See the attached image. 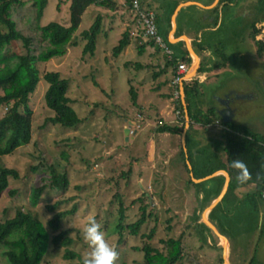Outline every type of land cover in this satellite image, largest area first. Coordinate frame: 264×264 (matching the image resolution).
<instances>
[{
	"label": "rangeland",
	"instance_id": "1",
	"mask_svg": "<svg viewBox=\"0 0 264 264\" xmlns=\"http://www.w3.org/2000/svg\"><path fill=\"white\" fill-rule=\"evenodd\" d=\"M177 1L161 2L171 8ZM69 4L70 0H47L41 23L69 26ZM140 4L155 12L159 33L172 55L180 58L186 54L184 41L168 42L170 21L163 14V7L155 0H140ZM190 9L191 6L183 7L177 15L175 35L185 33L191 37L200 62L210 67L193 78L199 82L197 90L204 109L218 106L217 99L230 92L244 95L243 99L232 95L235 113L231 124L242 125L250 133L264 134V57L255 54L256 46L248 39L249 21L244 12L229 7L228 18L224 12L218 28L207 30L194 23L193 15L187 12ZM97 15L101 17V25L95 51L83 54L86 41L81 32L90 27ZM131 28L134 23L126 8L89 5L81 14L70 41L73 44L69 43L62 55L36 64L40 80L28 100L32 112L29 143L0 157L1 165L18 172V178L9 177L8 187L0 194V221L13 217L17 209H29L39 217L49 237L61 230L70 231L68 235L73 241L68 248L76 255L66 258V248L50 242L40 264H82L91 249L82 239L81 231L92 218L118 251L116 264H145L142 246L148 244L163 251V240L180 236L183 264H220L219 238L202 224L200 214L218 187L212 185L213 180L196 183L193 179L224 166L222 130L220 136L205 135L206 141L198 148L191 140L192 126L184 145L180 144L179 136L172 140L170 136L156 134L153 128L165 123L162 109L168 110V118H177L172 91L167 86L171 72L168 69L154 76L164 69L166 55L147 42L142 43L145 49L139 54L141 44L135 38H130L128 46L113 56L112 48L123 32ZM0 30L5 31L6 27L0 24ZM222 53L226 57L224 66ZM47 71H57L69 82L67 95L81 118L75 128L45 123L53 115L44 102L48 84L42 75ZM189 84V80L184 81L185 86ZM131 89L136 92L135 102ZM4 111L1 108V114ZM182 116L180 113L179 119ZM215 117L214 121L221 125L217 113ZM128 126L133 128L126 134ZM133 129L137 134H132ZM156 150L159 157H155ZM51 167L66 173L68 186L64 191L48 186ZM215 180L219 185L222 177ZM40 185L46 187L37 204L30 206L31 189ZM235 190L239 199L235 198V192L229 193L227 202L211 210L209 221L229 241L230 264H264V201L256 198L254 208L250 202L241 203L245 194L254 192L253 184ZM59 200L63 201L59 211L73 207L75 210L61 219L59 230L53 231L48 224L53 213L47 206ZM237 200L240 202L234 206ZM143 206L146 218L138 233L132 235L124 229L119 235L120 209H123L122 223L126 225L141 216ZM152 229L150 239L143 236ZM6 250L5 245L0 246V264H8Z\"/></svg>",
	"mask_w": 264,
	"mask_h": 264
},
{
	"label": "trees",
	"instance_id": "2",
	"mask_svg": "<svg viewBox=\"0 0 264 264\" xmlns=\"http://www.w3.org/2000/svg\"><path fill=\"white\" fill-rule=\"evenodd\" d=\"M46 4L47 0H0V24L6 27L5 31L0 30V89L2 90V95H0V157L13 154L18 147L28 144L31 139L32 112L28 106V100L29 95L35 90L40 80L36 64L54 56L62 55L66 51L67 45L73 39V34L80 24L81 14L89 5L96 4L109 9H114L118 5L117 2L111 0L96 3L91 0H70V25L64 26L58 22H49L45 25L41 23ZM100 25L101 17L97 15L90 27L81 32L82 38L86 41L82 50L83 54L94 53ZM257 32H259V29H254L250 36L254 41L257 52L261 53L264 50V37L262 40H255L254 35ZM71 43L73 44V42ZM129 43L130 36L128 31H125L118 43L112 48L113 56H118ZM147 44L155 46L152 41H148ZM144 49L145 44L139 45L138 53L142 54ZM221 57V64L224 66L226 57L223 53ZM181 61L191 62L187 51L180 58L172 55L171 60H168L166 57L164 69L155 73L154 76H159L168 69L171 72L173 66ZM138 66L140 65L138 64ZM208 68L210 67L200 62L197 72H204ZM42 78L48 84L44 93V102L53 112V115L45 119V123L49 122L59 124L65 128H75L81 122V118L72 107V99L67 95L68 80L61 77L57 71H47L42 75ZM189 83L188 86H185L183 82V89L190 121L201 126L214 123L216 119L215 106L210 105L204 109L197 90L199 82L191 79ZM131 93L135 102L136 92L131 89ZM1 108L5 109L3 114H1ZM176 108L184 115L180 100ZM180 120L183 121V116ZM221 125L225 154V163L222 169L227 171L230 181L223 198L218 204L227 202L230 196L228 194L233 195V192H235V198L239 199V194H236L237 190L235 188L241 190L246 185L253 184L254 192L251 195L245 194L243 198H249L254 208L257 202L256 198L264 201L262 198L264 179L257 180L256 178L257 173L264 177V134L250 133L244 126L231 124V122L222 123ZM182 128L183 125L178 127L162 123L156 127V131L179 134ZM237 158L246 162L252 174V179L247 183H239L236 179V171L231 167L232 161ZM50 172L48 186L55 190L64 191L68 186L66 173H59L53 167H51ZM205 175L197 176V178ZM9 177L18 178V172L13 168L0 164V194L8 187ZM45 187L46 185H40L31 189L30 206L37 204ZM62 202V200H59L47 206L48 210L53 213L48 222L53 231L59 230L61 219L75 210V207H73L70 210L59 211L58 208ZM238 202L237 200L233 205L235 206ZM141 209V216L135 222L126 225L122 223L124 216L123 209H120L117 224L119 235L124 229H128L132 235L138 233L146 218L144 214L145 207L143 206ZM203 225L205 226V224ZM69 232L68 229L61 230L49 237V233L42 226L39 217L29 209H17L13 217L0 221V246L5 245L7 247L5 255L8 264H40L50 242L54 246H64L66 248L64 256L73 258L76 254L68 248L73 241L68 235ZM152 234L153 229L149 234L143 236L150 239ZM162 243L163 251L148 244L141 247L144 252L145 264H183L181 262L183 255L182 236L176 239L168 238L163 240ZM218 248L221 250L220 245H218ZM219 262L222 264L221 257Z\"/></svg>",
	"mask_w": 264,
	"mask_h": 264
},
{
	"label": "crops",
	"instance_id": "3",
	"mask_svg": "<svg viewBox=\"0 0 264 264\" xmlns=\"http://www.w3.org/2000/svg\"><path fill=\"white\" fill-rule=\"evenodd\" d=\"M155 1H157L163 7V14L165 16H167L169 21H170V24H168V30H167V39H168L169 43H170L169 40L171 38H175V36H176L175 35V33H176V24H175V27H174V29H175L174 32L172 33V31H171V28H172L171 17H172V15L174 13V16H175L174 19H176L177 15L179 14L180 10L183 7L191 6V9L189 11H187V12L188 13L191 12V15H193L194 23L195 24H200L203 27L202 29L216 30V28H218V26L222 22L223 13L225 12V15H226L225 18H228V14L229 13H228L227 9L229 7H232V5H233L232 4V0H178L176 4H174V5L172 4L171 8H168L166 5L163 4V2H161L162 0H155ZM163 5L166 6V7H164ZM239 12L243 13L241 10ZM243 14L246 16L247 15V11H244ZM164 22H165V19H164ZM165 26H166V24H165ZM180 35H185L189 39L190 44L192 46V41H191L192 38L191 37L187 36L185 33H180L179 36ZM179 36H177V37H179ZM177 42H175V43H177ZM199 60H200V57H199ZM190 63H187L188 67L190 66ZM203 77L204 76H201V79ZM169 84L170 83H167V86L170 88ZM179 91H180V101H181V104H182V107H183V103H182V99H181L182 98L181 97L182 96L181 95V83L179 84ZM231 107L233 108L232 105H231ZM183 113H184V109H183ZM161 114H162V121L165 122L166 124L171 125V126L175 125V126H178V127H181L183 125V128H182V130H181V132L179 134H170L168 132H157L155 128H153V130L159 136H164V137L170 136L172 138V140H175V138H177L179 136L180 144L184 145V143L186 141V133H187L188 129L191 126H192V130H193L192 131L191 140L194 143H196L194 145L196 148L202 146V143H203L205 135H211V136H216L217 135V136H220L219 134H221L220 130L222 129V126L219 123H217L218 122L217 120L215 121V123L208 124L206 126H201L200 124L194 123L192 121H190L189 124L186 125L185 117L183 118V121H181L179 118H175V117L168 118L170 113L168 112L167 109L166 110L162 109ZM233 118H234V116H233ZM233 118H232V120H233ZM148 124L151 125V123H148ZM190 124H191V126H190ZM136 125L138 126V124H136ZM132 128L133 127L131 126L130 127V131L132 130ZM132 134L133 135L137 134V130L133 129ZM221 136H222V134H221ZM158 141L160 143L162 142L161 139H159ZM204 141H206V140H204ZM155 157H159L157 150L155 151ZM151 164H153V162H151ZM188 165L190 166L189 161H188ZM219 170H224V169H222V167L215 169L214 170V172H216L215 175L210 177V178H207V179H209L208 180L209 182L213 180L212 185L215 184V186L218 187V191H217V193L214 196H212L210 198V200L207 203V205L205 206V208L218 196V194L220 193V191H221V189L223 187V184H224V181H225V176ZM192 174L193 173L191 171V176H192ZM206 176H208V175H206ZM219 176L222 177V180H221L220 184L217 185V181L216 180L214 181V178H217ZM203 177H205V176H203ZM203 177H198V179L203 178ZM207 179H204V180H207ZM194 182L197 183V182H202V181L194 180ZM241 201H242L241 203H244V204H248L250 202V204L252 205V202L249 199L247 200L246 198H243V200H241ZM204 209L202 211H200L201 216H202V213H203ZM211 210L207 213L208 220H209V214H210ZM262 244H263L262 246L264 247V240L262 241ZM217 245H218V243H217ZM219 245H220V242H219ZM259 245L261 247V244H259ZM228 260H229V241H228ZM229 263H230V261H229Z\"/></svg>",
	"mask_w": 264,
	"mask_h": 264
},
{
	"label": "built area",
	"instance_id": "4",
	"mask_svg": "<svg viewBox=\"0 0 264 264\" xmlns=\"http://www.w3.org/2000/svg\"><path fill=\"white\" fill-rule=\"evenodd\" d=\"M93 3L101 2L103 0H91ZM118 3V5L126 8L132 17L134 28H131L128 33L130 38L138 40L139 44L152 41L155 46L163 50L168 60L172 58V51L167 47L162 36L159 33L156 14L152 9L142 7L140 0H111ZM129 5V6H128ZM188 69V64L184 61L178 62L177 65L173 66L171 71L170 88L172 91V98L177 107L178 101L180 100L179 84L183 81L185 72ZM177 118H179L180 111L178 108L175 109ZM264 199V192L262 193Z\"/></svg>",
	"mask_w": 264,
	"mask_h": 264
},
{
	"label": "water",
	"instance_id": "5",
	"mask_svg": "<svg viewBox=\"0 0 264 264\" xmlns=\"http://www.w3.org/2000/svg\"><path fill=\"white\" fill-rule=\"evenodd\" d=\"M174 18H175V16L173 13V15L171 17V21H172L171 31H172V33L175 30L174 29V27H175V19ZM180 38H182V39H180ZM171 40H176V42L180 41V40L184 41L186 44L187 52L191 58L190 66L188 67L187 71L185 72L184 77H183V81L181 82V95H182L181 99H182V103H183L184 117L186 120V125H188L190 122V119L188 116V111H187V107H186V103H185V99H184L185 95H184V89H183V82L193 79V77L197 73L198 68L200 66V60H199L198 55L194 52V50L190 44L189 39L185 35H180L179 37L171 38L169 40L170 43H172ZM185 77H187V78H185ZM230 95H233V97L237 98V99L245 98L244 95H239V94H236L234 92H230V93L224 95V97L217 99L220 102V105H222V106L221 107H219V105L216 106L215 110H216L217 115L220 117L222 123L231 122V120L234 116V113H235V109L232 108L230 106L229 102L227 101ZM129 132H130V126H128L125 129L126 134H128ZM219 171L222 172L223 175L225 176V181H224L223 187H222L220 193L218 194V196L204 209L202 216H201V222L203 224H205L208 228H210L211 231L219 238V242H220V246H221V250H222V263L223 264H230L229 260H228V239L226 236L221 234L218 231V229L207 218V213L211 209H213L223 198V196H224V194L228 188L229 181H230V177H229V174L227 173V171H225V170H219ZM215 173L216 172H213V173L209 174L208 176H205V177L200 178V179H194V180L203 181L204 179H207V178L214 176Z\"/></svg>",
	"mask_w": 264,
	"mask_h": 264
},
{
	"label": "clouds",
	"instance_id": "6",
	"mask_svg": "<svg viewBox=\"0 0 264 264\" xmlns=\"http://www.w3.org/2000/svg\"><path fill=\"white\" fill-rule=\"evenodd\" d=\"M231 167L236 171V179L244 184L252 179V174L248 165L241 159H234ZM257 180L264 179L260 173H257ZM84 242L90 247L91 251L83 257L82 264H116L119 253L105 238L101 226L92 218L87 226L81 231Z\"/></svg>",
	"mask_w": 264,
	"mask_h": 264
},
{
	"label": "flooded vegetation",
	"instance_id": "7",
	"mask_svg": "<svg viewBox=\"0 0 264 264\" xmlns=\"http://www.w3.org/2000/svg\"><path fill=\"white\" fill-rule=\"evenodd\" d=\"M232 4L233 8H238L242 12L247 11L246 18L249 21L248 39L250 42L254 43L250 36L254 29H259V32L254 35V39L262 40L264 37V0H232ZM255 54L258 57H264V50L261 53H258L255 48ZM246 98H248V96ZM233 100L234 98L230 95L227 100L230 106L233 104ZM217 102L219 107H221L222 105H220V102L218 100Z\"/></svg>",
	"mask_w": 264,
	"mask_h": 264
}]
</instances>
